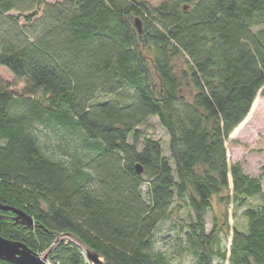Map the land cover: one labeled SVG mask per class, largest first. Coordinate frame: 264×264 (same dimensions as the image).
Segmentation results:
<instances>
[{"label": "trees", "instance_id": "trees-1", "mask_svg": "<svg viewBox=\"0 0 264 264\" xmlns=\"http://www.w3.org/2000/svg\"><path fill=\"white\" fill-rule=\"evenodd\" d=\"M42 2L0 0V65L30 83L17 95L0 81V201L34 219L30 228L0 209V234L48 252L52 264H91L70 241L54 246L67 232L103 264H172L156 229L184 206L192 213L180 247L195 264H264L262 177L227 153L264 87V29L253 30L264 24V0H62L45 3L38 21L26 16L29 25L10 14ZM153 116L169 156L139 128ZM38 124L62 127L77 144L54 157ZM216 195L236 207L260 199L243 211L246 229L233 228L229 256L224 228L206 231Z\"/></svg>", "mask_w": 264, "mask_h": 264}, {"label": "rangeland", "instance_id": "rangeland-1", "mask_svg": "<svg viewBox=\"0 0 264 264\" xmlns=\"http://www.w3.org/2000/svg\"><path fill=\"white\" fill-rule=\"evenodd\" d=\"M41 5H34L33 9L29 12L13 10L11 15L18 16L22 25H29L26 16L31 15V21H38L43 17L45 3L54 4L61 2L62 0H42ZM151 6H157L164 0H145ZM264 29V24L254 27L255 32ZM175 65V71L179 73L183 67L184 62L176 58L173 60ZM0 81L3 87L8 88L17 95L23 94L30 83L26 78H19L15 76L8 68L0 65ZM36 99L44 101V94L42 91H37L34 94ZM113 98L112 95H100L98 100H107ZM258 101L253 113L246 117L241 123L240 127L233 131L227 141V153L230 163L239 162L242 164L246 173L252 176L262 177V184L264 186V173L262 167H264V97L261 93L257 95ZM143 136L153 137L159 139L164 154L169 156L170 150V137L166 130L161 126L157 117H150L143 125L139 127ZM36 133L41 139L44 147L54 157L65 158V147L68 144L73 145L76 141L77 135L69 133L57 125H44L38 124L35 128ZM132 141V138H130ZM58 145H61L59 147ZM70 150V149H69ZM71 151L73 149L71 148ZM171 165L175 167V162L171 160ZM146 190V187H144ZM260 204L259 198H253L245 206L236 207L231 200L222 201L220 196H214L212 201V208L208 210L206 220V231L211 232L215 222L219 227H223L222 232V251L227 252V256L230 255V248L232 243L233 228L237 227L240 230H245L247 221L243 215L245 208L249 206L257 207ZM173 213L163 220L156 229V248L164 251L172 264H195L196 257L187 252L181 250L180 237H184L185 232L188 230L187 224L191 221L190 209L186 207L172 208ZM230 226V233L227 226ZM182 239V238H181ZM62 240L66 242L70 241L80 248L85 255V250L79 243L81 242L76 236L71 235H59L56 239L55 245L57 246ZM43 254V253H42ZM50 259L46 262H49ZM213 264H229V260L220 261L219 258L213 260Z\"/></svg>", "mask_w": 264, "mask_h": 264}, {"label": "water", "instance_id": "water-1", "mask_svg": "<svg viewBox=\"0 0 264 264\" xmlns=\"http://www.w3.org/2000/svg\"><path fill=\"white\" fill-rule=\"evenodd\" d=\"M135 25L138 31L141 33L142 30V21L139 17L135 19ZM264 87L259 91L261 93ZM138 171L142 172V168L138 165ZM0 209L2 210H11L16 216L14 217L15 222L26 225L30 228L34 225V219L32 216L27 214L21 209H16L11 206L3 205L0 201ZM71 235L67 232L63 234ZM84 244V243H83ZM85 256L88 262L91 264H103V258L96 251L89 248L88 251H85ZM49 253H35L31 248L26 244L16 241L13 239L6 238L0 234V260L7 261L13 264H47Z\"/></svg>", "mask_w": 264, "mask_h": 264}, {"label": "bare ground", "instance_id": "bare-ground-1", "mask_svg": "<svg viewBox=\"0 0 264 264\" xmlns=\"http://www.w3.org/2000/svg\"><path fill=\"white\" fill-rule=\"evenodd\" d=\"M257 101H258V98L255 99L254 104H253V106H252V108H251V110H250V112H249V114H248L247 117H249V116L253 113V111H254V109H255V107H256V103H257ZM79 244L83 247V249H84L85 251H88V250H89V247H88L87 245H85V244H83V243H79Z\"/></svg>", "mask_w": 264, "mask_h": 264}, {"label": "crops", "instance_id": "crops-1", "mask_svg": "<svg viewBox=\"0 0 264 264\" xmlns=\"http://www.w3.org/2000/svg\"><path fill=\"white\" fill-rule=\"evenodd\" d=\"M240 125H241V124H240ZM240 125H239L236 129H238V128L240 127ZM236 129H235V130H236ZM255 177H258V176H255ZM263 189H264V186H263Z\"/></svg>", "mask_w": 264, "mask_h": 264}, {"label": "built area", "instance_id": "built-area-1", "mask_svg": "<svg viewBox=\"0 0 264 264\" xmlns=\"http://www.w3.org/2000/svg\"><path fill=\"white\" fill-rule=\"evenodd\" d=\"M47 264H52V263L49 261V262H47Z\"/></svg>", "mask_w": 264, "mask_h": 264}]
</instances>
